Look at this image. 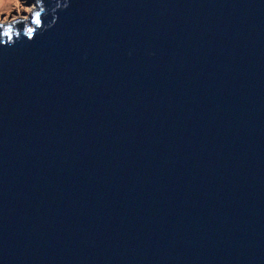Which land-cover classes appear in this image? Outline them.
Segmentation results:
<instances>
[{"label": "water", "instance_id": "water-1", "mask_svg": "<svg viewBox=\"0 0 264 264\" xmlns=\"http://www.w3.org/2000/svg\"><path fill=\"white\" fill-rule=\"evenodd\" d=\"M28 17L0 21V264H264V0Z\"/></svg>", "mask_w": 264, "mask_h": 264}, {"label": "rangeland", "instance_id": "rangeland-1", "mask_svg": "<svg viewBox=\"0 0 264 264\" xmlns=\"http://www.w3.org/2000/svg\"><path fill=\"white\" fill-rule=\"evenodd\" d=\"M38 5V0H1L0 1V21L17 20L30 16ZM31 6V12L26 11V7Z\"/></svg>", "mask_w": 264, "mask_h": 264}, {"label": "snow or ice", "instance_id": "snow-or-ice-1", "mask_svg": "<svg viewBox=\"0 0 264 264\" xmlns=\"http://www.w3.org/2000/svg\"><path fill=\"white\" fill-rule=\"evenodd\" d=\"M26 11H27L28 13H30V12H31V6H27V7H26ZM36 17H37V19H36V23L39 24V23H40V13H39V12L36 13ZM28 18H29V17H28L27 15L24 16V19H25V20H27ZM7 32H8V33H11V32H12V26H11V25L8 26V28H7ZM28 32L31 33V32H32V29H28Z\"/></svg>", "mask_w": 264, "mask_h": 264}, {"label": "bare ground", "instance_id": "bare-ground-1", "mask_svg": "<svg viewBox=\"0 0 264 264\" xmlns=\"http://www.w3.org/2000/svg\"><path fill=\"white\" fill-rule=\"evenodd\" d=\"M1 1V0H0Z\"/></svg>", "mask_w": 264, "mask_h": 264}]
</instances>
